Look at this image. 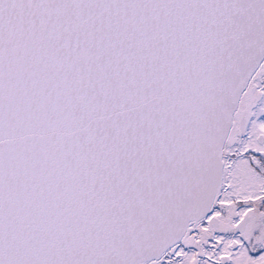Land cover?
Listing matches in <instances>:
<instances>
[{"label":"snow or ice","instance_id":"obj_1","mask_svg":"<svg viewBox=\"0 0 264 264\" xmlns=\"http://www.w3.org/2000/svg\"><path fill=\"white\" fill-rule=\"evenodd\" d=\"M0 264H264V0H0Z\"/></svg>","mask_w":264,"mask_h":264}]
</instances>
